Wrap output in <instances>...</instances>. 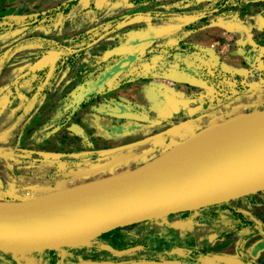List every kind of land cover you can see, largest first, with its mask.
I'll return each mask as SVG.
<instances>
[{
    "label": "crops",
    "instance_id": "obj_1",
    "mask_svg": "<svg viewBox=\"0 0 264 264\" xmlns=\"http://www.w3.org/2000/svg\"><path fill=\"white\" fill-rule=\"evenodd\" d=\"M68 1L0 0V191L5 198L108 175L67 178L58 185L66 164L60 156L68 153L110 147L121 137L126 138L122 143L130 142L166 126L173 127L176 142L231 114L264 108V65L244 56L264 40V0H230L219 11H213L217 0H75L60 9ZM206 11L212 12L205 16ZM157 26L177 28L115 75L111 68L124 56L119 52L140 45L133 42ZM240 73L248 80L230 79ZM204 76L219 81L215 85ZM202 80L238 87L213 92ZM165 86L178 98L202 95L203 107L182 111L162 126L103 112L119 103L157 120L156 88ZM239 87L245 95L237 93ZM161 142L117 159L137 165ZM244 238L235 247L226 241L217 251L235 261L229 264H264V245L254 244L262 239L256 234ZM213 240L221 245L216 236Z\"/></svg>",
    "mask_w": 264,
    "mask_h": 264
},
{
    "label": "water",
    "instance_id": "obj_2",
    "mask_svg": "<svg viewBox=\"0 0 264 264\" xmlns=\"http://www.w3.org/2000/svg\"><path fill=\"white\" fill-rule=\"evenodd\" d=\"M176 28H150L145 38L133 42H140L139 46L119 52L124 56L111 68L113 73L123 71L150 51L158 38ZM202 81L204 87L218 92L215 85ZM156 92L161 100L157 120L119 103L103 112L113 118L158 126L184 110L191 113L203 107L202 95L178 98L169 86L157 87ZM172 132L171 126L137 140L83 152L100 159L161 139V144L149 151L152 156H144L132 168L32 196L0 199V252L76 246L118 228L163 220L264 191V108L231 114L176 142H172ZM121 264L162 263L139 259Z\"/></svg>",
    "mask_w": 264,
    "mask_h": 264
},
{
    "label": "rangeland",
    "instance_id": "obj_3",
    "mask_svg": "<svg viewBox=\"0 0 264 264\" xmlns=\"http://www.w3.org/2000/svg\"><path fill=\"white\" fill-rule=\"evenodd\" d=\"M177 12H180V10ZM240 74H235L230 79L235 80L234 82L237 84H240V78L248 80L244 74ZM204 77L208 78L207 76ZM209 78L215 85L219 81L216 77ZM219 83L217 88L222 92L229 90L234 92L236 89L230 82L220 80ZM243 85L244 87L248 86L244 83ZM244 87L237 88L239 90L237 93L242 91V95H245L242 90ZM139 124L142 126L147 125L142 122ZM107 131L109 132L110 129H107ZM144 133H147V130L141 134ZM124 140L126 138L121 137V142L114 140L112 145L122 143ZM78 141L79 139H76L72 142L76 143ZM124 154H128V152L121 153L122 156ZM121 155L105 158L95 163L93 161H83L76 164L75 161L74 164L77 165L78 171L69 172L66 169L68 164L65 165L66 168L62 165L65 169L60 172L64 174L59 175L57 183L61 185L67 178L102 176L135 166L134 163L128 165L124 164L121 159H117ZM26 157L29 158V155ZM127 157H132V154L127 155ZM74 166L73 168H75ZM1 189L6 190L4 186ZM0 199H4L1 191ZM199 218L203 220H199ZM247 234L248 236L256 234L262 240L254 244L264 245V191L232 202L190 211L187 214L178 213L163 220L147 221L122 227L115 235V242L109 240V238H97L80 245L55 250L19 253L0 252V264H119L137 259H161L169 264H180L179 261L183 260L187 262H204L203 264H217V262L229 264V262H232L229 255L219 253L217 248L220 250L221 247L225 246L226 241L229 246H238ZM215 236L220 239L221 243L217 247L211 243ZM162 242H166L163 244L170 246V250L166 254L157 255L144 248V246H158ZM93 248L98 249V251H90Z\"/></svg>",
    "mask_w": 264,
    "mask_h": 264
},
{
    "label": "flooded vegetation",
    "instance_id": "obj_4",
    "mask_svg": "<svg viewBox=\"0 0 264 264\" xmlns=\"http://www.w3.org/2000/svg\"><path fill=\"white\" fill-rule=\"evenodd\" d=\"M220 1L221 0H217L216 2H215V5H214V7H213V11L214 10H216V11H219V10H222L224 7H225V5H226V3H228L230 0H225L224 1V3L223 4H220ZM212 12V11H211ZM210 11H206V15L205 16H207L208 14H210L211 13ZM208 13V14H207ZM245 57H247V58H249L251 61H253L255 64H263L264 65V40H262V44L260 45L259 44V46L257 47V50L256 51H247L246 53H245V55H244ZM264 84V83H263ZM235 87H238V86H236L235 85ZM262 106H264V105H262ZM185 111V110H184ZM144 115V114H143ZM131 121V120H130ZM133 122H136V121H133ZM139 123V122H138ZM147 124V123H146ZM147 125H149V124H147ZM160 126V125H159ZM167 127V126H166ZM166 129V128H165ZM161 130H164V129H161ZM160 130V131H161ZM157 131H159V130H157ZM154 132H156V131H154ZM154 132H152V133H154ZM148 135H150V134H148ZM148 135H146V136H148ZM145 137V136H144ZM140 138H143V136L141 135L139 138H137V139H140ZM121 143H119V144H116V145H120ZM123 144V143H122ZM116 145H113V146H116ZM144 146V145H143ZM111 147V146H110ZM139 147H142V146H139ZM107 148V147H106ZM100 149H102V148H100ZM135 149V148H134ZM134 149H132V150H134ZM93 150H97V149H88V150H86V151H93ZM132 150H127V151H124V152H132ZM83 151H85V150H83ZM81 152V151H80ZM80 152H76V153H79V154H69L68 153V155H66V156H62L61 157V160H62V162H64V163H66V164H68V166H67V168H66V166H65V168L66 169H68V171L69 172H72V171H78V167H77V163H82L83 161H93L94 163L95 162H97V161H99V160H104L105 158H110V157H114V156H116V155H118V154H120V153H117V154H113V155H110V156H107V157H102V158H100V159H97L96 158V156H95V154H90V153H80ZM77 157V158H76ZM88 158H89V160H88ZM76 161V164H74V162ZM65 164V165H66ZM73 165H75L74 167L75 168H73ZM64 168V169H65ZM59 173H62V172H59ZM64 174V173H63ZM246 197H249V196H246ZM246 197H244V198H246ZM8 197H4V199H7ZM241 199H243V198H241ZM232 202V201H231ZM212 207V206H211ZM190 212V211H189ZM189 212H184V213H180V214H187V213H189ZM199 220H203L202 218H199ZM188 221V220H187ZM183 224H186V223H183ZM182 227V226H181ZM180 227V228H181ZM171 228H175V227H171ZM118 229H120V228H118ZM119 231V230H118ZM117 231V232H118ZM103 236V235H102ZM99 237V238H103V237ZM103 239H107V238H103ZM109 240H111V238H109ZM115 242V241H114ZM163 243H166V242H162V243H160V244H163ZM109 244V243H108ZM147 245V244H146ZM159 245V244H158ZM165 246H167L166 244H164ZM118 246V245H117ZM157 246V245H156ZM110 247V246H109ZM113 247V246H112ZM144 248L145 249H147V250H149V251H151V252H154V253H156L157 255L159 254V255H162V254H166L167 252H162V253H160V252H157V251H154L153 249H151V247H146V246H144ZM168 248H169V250H170V246H168ZM109 249H111V248H109ZM90 251H92V252H94V251H98V249H90ZM137 260H139V259H137ZM156 260H159L162 264H169V263H166V262H164V261H162L161 259H156ZM130 261H133V260H130ZM126 262H129V261H126ZM180 262V264H200V262H196V261H193V262H187V261H185V260H183V261H179ZM196 262V263H195ZM232 262H235V261H233L232 260ZM239 262H247V261H245V260H240ZM122 263H124V262H122ZM119 264H121V263H119ZM170 264H172V263H170Z\"/></svg>",
    "mask_w": 264,
    "mask_h": 264
},
{
    "label": "trees",
    "instance_id": "obj_5",
    "mask_svg": "<svg viewBox=\"0 0 264 264\" xmlns=\"http://www.w3.org/2000/svg\"><path fill=\"white\" fill-rule=\"evenodd\" d=\"M75 0H72V1H68L65 5H62L60 6V9H65L67 8L69 5L73 4ZM225 0H221L220 1V4H223ZM205 18V17H203ZM60 48H62L63 46L59 45ZM63 49V48H62ZM77 53V52H76ZM81 51L78 52V55H80ZM77 55L74 56V59H76ZM119 229H115V230H112L106 234H104L102 237L103 238H111V241H115V235L117 233ZM151 249H153L154 251H157V252H168L169 251V248L168 246H165L164 244H159L158 246H152Z\"/></svg>",
    "mask_w": 264,
    "mask_h": 264
},
{
    "label": "built area",
    "instance_id": "obj_6",
    "mask_svg": "<svg viewBox=\"0 0 264 264\" xmlns=\"http://www.w3.org/2000/svg\"><path fill=\"white\" fill-rule=\"evenodd\" d=\"M161 81H162V82H164V83H166V82H167V80H165V79H161Z\"/></svg>",
    "mask_w": 264,
    "mask_h": 264
},
{
    "label": "bare ground",
    "instance_id": "obj_7",
    "mask_svg": "<svg viewBox=\"0 0 264 264\" xmlns=\"http://www.w3.org/2000/svg\"><path fill=\"white\" fill-rule=\"evenodd\" d=\"M97 178H99V177H97ZM76 184H78V183H76Z\"/></svg>",
    "mask_w": 264,
    "mask_h": 264
}]
</instances>
